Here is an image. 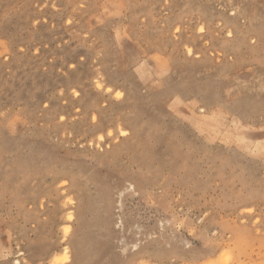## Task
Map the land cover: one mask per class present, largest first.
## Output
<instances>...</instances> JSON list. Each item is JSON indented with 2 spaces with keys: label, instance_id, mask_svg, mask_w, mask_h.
Here are the masks:
<instances>
[{
  "label": "rangeland",
  "instance_id": "obj_1",
  "mask_svg": "<svg viewBox=\"0 0 264 264\" xmlns=\"http://www.w3.org/2000/svg\"><path fill=\"white\" fill-rule=\"evenodd\" d=\"M64 257L264 264V0H0V264Z\"/></svg>",
  "mask_w": 264,
  "mask_h": 264
},
{
  "label": "bare ground",
  "instance_id": "obj_2",
  "mask_svg": "<svg viewBox=\"0 0 264 264\" xmlns=\"http://www.w3.org/2000/svg\"><path fill=\"white\" fill-rule=\"evenodd\" d=\"M130 187H131V186H130ZM70 218H71V216H70L69 213H68L66 219L70 220ZM76 237H77V236H76ZM82 238H83V237H82ZM76 242H77V241H76ZM76 242H75V243H76ZM80 243H81V242H80ZM76 244H78V243H76ZM140 244H141V243H140ZM80 248H81V247H80ZM80 250H81V249H80ZM80 252H82V251H80ZM135 252H136V251H135ZM135 252H134V253H135ZM135 254H136V253H135ZM18 256H19V255H18ZM17 258H18V257H17ZM79 258H80V257H79ZM54 259H55V258H54ZM62 259H65V260L62 261V260L60 259V260H61L60 263H61V264H65V263L67 262V258L64 257V258H62ZM17 261H18V260H17ZM55 261H57V259H55ZM14 262H16V261H14Z\"/></svg>",
  "mask_w": 264,
  "mask_h": 264
}]
</instances>
